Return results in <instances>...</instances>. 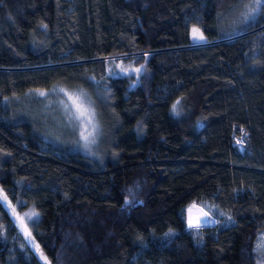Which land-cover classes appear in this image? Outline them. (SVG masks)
Instances as JSON below:
<instances>
[{
	"label": "trees",
	"instance_id": "1",
	"mask_svg": "<svg viewBox=\"0 0 264 264\" xmlns=\"http://www.w3.org/2000/svg\"><path fill=\"white\" fill-rule=\"evenodd\" d=\"M242 1L0 0V264H42L5 201L50 264H264V4L217 31ZM58 86L93 95L99 157L7 106Z\"/></svg>",
	"mask_w": 264,
	"mask_h": 264
},
{
	"label": "rangeland",
	"instance_id": "2",
	"mask_svg": "<svg viewBox=\"0 0 264 264\" xmlns=\"http://www.w3.org/2000/svg\"><path fill=\"white\" fill-rule=\"evenodd\" d=\"M246 5L255 7L254 0H244L238 3L236 7L231 9L225 18H222L217 27V31L220 35L226 34L232 36L240 34L244 32L247 26L255 21L261 7L257 12L245 19V14L248 13V7H245ZM193 27L197 26H192L190 30V38L193 45L206 43L207 38L199 27L197 28L203 33L204 39L200 40L193 38ZM142 68L143 67L136 68L132 65L126 66L122 62H117L114 65L107 64V74L109 76L138 75L142 71ZM61 89L64 91H61ZM41 92H44L45 95H40ZM66 93L72 94L73 96L79 95L84 105L90 107L94 112L93 123L96 125V131L88 141L84 140L81 136L84 124L87 123L86 118H76V109ZM6 102L15 116L20 118L25 117L31 121L33 131L36 135L50 141L55 146L66 148L69 151L81 152L93 157H99V155L103 153L104 144L102 143V128L97 119V114L93 107L94 104H92L93 95L86 89L70 90L64 88V86H58L50 90H32L24 96L10 98ZM89 131H91V126H89ZM5 204L10 208L9 210L12 218L15 220L27 244L32 248L37 258L42 264H50L43 250L36 245L33 237L32 225L37 221L39 213L32 205H29L21 211L16 208L13 209L8 201H5ZM31 213H35L36 216ZM215 223L216 220L213 219L210 224L193 227L212 226ZM29 233L31 235H29ZM257 247H264V231L259 234Z\"/></svg>",
	"mask_w": 264,
	"mask_h": 264
},
{
	"label": "snow or ice",
	"instance_id": "3",
	"mask_svg": "<svg viewBox=\"0 0 264 264\" xmlns=\"http://www.w3.org/2000/svg\"><path fill=\"white\" fill-rule=\"evenodd\" d=\"M254 4H255V7H250L248 5L245 6V7H248V13L245 14V19H247L252 14L258 11L261 5L264 4V0H254ZM192 36L194 39H200V40L204 39L203 33L197 27H193ZM61 91H64V90L61 89ZM40 95H45V93L41 92ZM67 95L69 96V99L72 101V104L76 109V118L77 119L86 118L87 123L84 124L83 130L81 131V136L84 140L88 141L89 138L92 137L96 131V125L93 123L94 112L90 107L84 105L79 95H76V96H73L72 94H67ZM89 126H91V131H89ZM4 199H7V197H4ZM31 214L35 215V213H31ZM204 215H207V214L204 213ZM29 235L31 234L29 233Z\"/></svg>",
	"mask_w": 264,
	"mask_h": 264
},
{
	"label": "built area",
	"instance_id": "4",
	"mask_svg": "<svg viewBox=\"0 0 264 264\" xmlns=\"http://www.w3.org/2000/svg\"><path fill=\"white\" fill-rule=\"evenodd\" d=\"M236 142H237V144H239V145H240V148H241V149H244V146H243V145H241L237 139H236Z\"/></svg>",
	"mask_w": 264,
	"mask_h": 264
}]
</instances>
